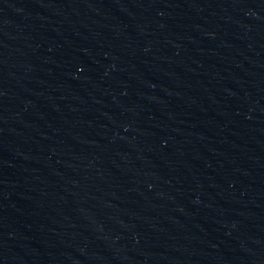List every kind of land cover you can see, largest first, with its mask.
Segmentation results:
<instances>
[{
	"label": "water",
	"instance_id": "obj_1",
	"mask_svg": "<svg viewBox=\"0 0 264 264\" xmlns=\"http://www.w3.org/2000/svg\"><path fill=\"white\" fill-rule=\"evenodd\" d=\"M0 264H14L1 211H0Z\"/></svg>",
	"mask_w": 264,
	"mask_h": 264
}]
</instances>
